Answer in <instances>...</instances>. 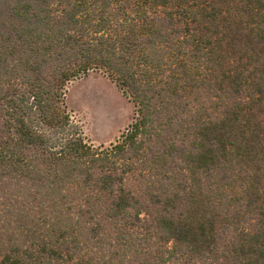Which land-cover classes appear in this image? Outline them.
<instances>
[{
    "label": "trees",
    "instance_id": "1",
    "mask_svg": "<svg viewBox=\"0 0 264 264\" xmlns=\"http://www.w3.org/2000/svg\"><path fill=\"white\" fill-rule=\"evenodd\" d=\"M91 70L135 107L109 147ZM0 264H264V0H0Z\"/></svg>",
    "mask_w": 264,
    "mask_h": 264
},
{
    "label": "rangeland",
    "instance_id": "2",
    "mask_svg": "<svg viewBox=\"0 0 264 264\" xmlns=\"http://www.w3.org/2000/svg\"><path fill=\"white\" fill-rule=\"evenodd\" d=\"M64 102L73 124L95 148L115 143L136 116L130 98L100 70L72 79L66 85Z\"/></svg>",
    "mask_w": 264,
    "mask_h": 264
}]
</instances>
